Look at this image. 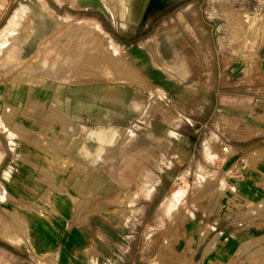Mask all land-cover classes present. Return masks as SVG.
I'll return each mask as SVG.
<instances>
[{
    "label": "crops",
    "instance_id": "1",
    "mask_svg": "<svg viewBox=\"0 0 264 264\" xmlns=\"http://www.w3.org/2000/svg\"><path fill=\"white\" fill-rule=\"evenodd\" d=\"M65 1L0 0V66L21 64L19 56H33L42 43L56 39L62 19L72 20L78 9ZM160 1L155 9L181 6L166 22L165 57L157 41L167 72L180 81H154L165 89L177 123L168 124L167 112L159 133L150 120L154 102L148 111L139 109L146 123L140 119L136 125L168 147L161 158V150L138 136L130 148L121 147L134 156L143 149L128 183L113 187L105 164L111 147L109 98L125 111L129 103L121 97L123 89L110 87L106 96L109 85H68L72 70L66 68L54 78L53 99L22 102L39 106L38 123L29 122V113L21 109L23 118L18 114L20 124L11 136L27 130L49 142L62 137L58 149L47 150L29 140L22 147L10 140L8 153L17 160L0 164V194L10 206L0 210H17L26 218L16 237L13 226L0 224V245L22 246L29 264H264V0ZM136 5L120 0L118 7L130 9L132 17ZM234 11L243 18L228 16ZM131 17H121L123 27L134 26ZM114 54L118 57V49ZM112 67L104 73H124L145 86L135 69L126 73L119 63ZM31 84L41 86L36 80ZM4 104L13 102L0 97ZM53 105L56 122L47 119L54 115ZM116 128L121 129L117 142L134 136ZM176 147L184 155L181 161L174 160ZM144 156L151 158L148 164H140ZM142 234L149 237L146 249Z\"/></svg>",
    "mask_w": 264,
    "mask_h": 264
},
{
    "label": "rangeland",
    "instance_id": "2",
    "mask_svg": "<svg viewBox=\"0 0 264 264\" xmlns=\"http://www.w3.org/2000/svg\"><path fill=\"white\" fill-rule=\"evenodd\" d=\"M119 1L120 0H66L65 2L77 6L78 9L72 11L75 14L72 20L64 21L62 19L61 30L56 39L50 38V40L42 43L39 46V53L37 51L33 56L26 57L23 54L19 56V59L24 60L21 64L0 66V97H9L10 101L13 102L10 106L5 104L0 106V164H7L8 161L17 160L16 156L14 158L11 153H8L10 140H13L12 142L18 145V147L23 146V140H29L42 150H47L48 148L58 149V143L62 137L56 141L49 142L48 140L33 137L31 132L27 130L17 131L16 135L14 134L11 136V134L16 131V125L20 124L17 123L18 120L15 121L18 114L21 115L19 118H23L22 113H20L21 109H24L23 111H25V114L29 113L26 114L28 117L26 119H29V122L33 124L38 123L37 117L39 114L37 109L39 106L37 104L23 105L22 102H24V100L29 102V100H36V98L41 97L53 99L54 87L56 85L54 78L55 76H60L62 71L66 70V68L72 70L68 85H109V88L105 89L106 96L110 87L121 88L123 89V95H121V97L124 96L127 98L129 103L128 107L123 111L124 109L121 110L118 108L120 106L117 107V105L112 103L115 101L114 98H109L111 101V104H109L111 127L109 128L108 141L111 147L109 153H104L103 158H106L105 156L108 153V162H105L108 166L106 172L109 173V177L114 183L113 187L118 189L119 185L116 184L117 182L128 183L131 180L133 165L136 164L137 157L143 152V149H140L134 156L126 151L120 150V148H130L133 146L136 136L144 143H147L149 147L155 150H161V154L159 153L158 155L160 158L163 156V151L167 150L168 147L165 140L161 141L158 138L152 139V137H146V127L144 125H136V122L140 119L143 120L142 112L148 111L151 103L154 102L150 120L152 119V126L155 131L163 133L160 123H166L165 120L169 118L167 112L170 113L171 117L168 119V124L175 126L177 123L176 115L173 116V114H171V104L165 99V89L155 87L154 81L164 84L166 80H172L174 78L171 73L167 72V66L164 61L165 58L160 57L157 41L163 44L161 51L165 57L166 48L164 40L166 35V22L176 17V12L179 11L178 7L181 6L175 3L170 7L148 10L142 19L143 21H141L139 25L123 27L121 17H123V15H130L131 17V10L128 8L119 9ZM140 1L141 0H135V4H138ZM190 1L196 2L198 0ZM198 4L200 5V2ZM85 7L94 9L88 11L80 9ZM64 10L66 11L67 9L63 8V11ZM201 11L203 13L205 9ZM206 11L211 14L213 13V10ZM132 13L133 15L131 18H136L139 10L135 9ZM103 14L111 18L116 26L113 27L108 24ZM203 15H206V13H203ZM228 16L233 19L237 16L239 20L243 18V15L240 16L239 13L236 14V11ZM98 21L103 23L105 31ZM97 27H99L100 31ZM25 31H27L26 27ZM106 32L110 33L112 38L108 36ZM150 41H153L151 45ZM10 42L16 43L17 41L11 40ZM10 42H8V44ZM118 43L121 46H119ZM117 49L119 51L118 57L114 54V51ZM118 63L122 65V69L126 71V73L135 69L137 76L146 82L145 86L138 85L128 80L124 77V73L118 74L115 71L113 76L104 73V69L109 67L110 71H112V69H114V67H112L113 64L116 65ZM242 74L243 76L245 75V73L239 75ZM174 79L180 81L179 78ZM200 79L206 80L205 75L201 74ZM35 80L39 81L41 86L33 87L31 81ZM211 80L213 81L214 79L212 78ZM43 86L46 87L43 88ZM75 93L76 92L73 91L71 94L75 95ZM52 107L54 110L51 113H54V115H49L47 119H49L50 122H56L58 121L57 113L55 111V106L53 105ZM140 108L142 112L139 111ZM8 109L10 110L9 112H7ZM123 112L126 113L127 117L121 121L118 115L123 114ZM139 112H141V114H139ZM172 117L174 118L173 120H171ZM143 122L146 123L144 120ZM118 126L124 128L125 131H133L134 136L127 141L120 139L117 142L118 138L115 133L121 131L120 128H116ZM174 150L173 156L175 161L184 159V155L176 151L177 147ZM230 154V152H223L221 155L229 157ZM198 156L199 154H195V160L199 159ZM150 159L149 156H144L141 158L140 164H148L147 162ZM120 164L124 166L118 168ZM3 171L4 170L0 166V181ZM174 171L176 173V171L179 170L174 169ZM194 171H196V169ZM142 175L148 176L149 172L143 169ZM174 177V181H178V176ZM6 202V195H3V193L0 194V206L3 210H6L7 207L10 208ZM15 211L17 210H14V213L5 214L4 211L2 212L0 210L1 226L5 227V225L8 224L13 226L14 232H17L14 235L11 234L12 237H16L23 232L24 228L22 225L24 219H26L17 215ZM17 213L19 214V212ZM145 235L146 234H142V245H144L143 247L146 249L149 244V237L145 238ZM2 244L3 245H0V264H29V262L21 256V253L23 254L24 252L22 246H15L14 248L13 245L7 244L8 248H6V244H4V242ZM12 248H14V251Z\"/></svg>",
    "mask_w": 264,
    "mask_h": 264
},
{
    "label": "flooded vegetation",
    "instance_id": "3",
    "mask_svg": "<svg viewBox=\"0 0 264 264\" xmlns=\"http://www.w3.org/2000/svg\"><path fill=\"white\" fill-rule=\"evenodd\" d=\"M144 1L145 0H141L135 7V9L139 10V13H138V16L135 18L134 26H137V25H139L141 23V20L143 19L145 13L148 10L159 8L161 6V1L160 0H148L147 3H146V7L143 8V5L145 4Z\"/></svg>",
    "mask_w": 264,
    "mask_h": 264
},
{
    "label": "bare ground",
    "instance_id": "4",
    "mask_svg": "<svg viewBox=\"0 0 264 264\" xmlns=\"http://www.w3.org/2000/svg\"><path fill=\"white\" fill-rule=\"evenodd\" d=\"M60 1H64V0H60Z\"/></svg>",
    "mask_w": 264,
    "mask_h": 264
},
{
    "label": "built area",
    "instance_id": "5",
    "mask_svg": "<svg viewBox=\"0 0 264 264\" xmlns=\"http://www.w3.org/2000/svg\"><path fill=\"white\" fill-rule=\"evenodd\" d=\"M225 151H226V149H225Z\"/></svg>",
    "mask_w": 264,
    "mask_h": 264
}]
</instances>
